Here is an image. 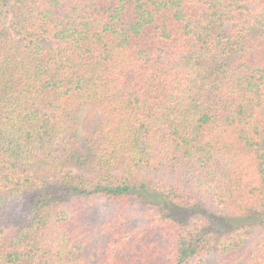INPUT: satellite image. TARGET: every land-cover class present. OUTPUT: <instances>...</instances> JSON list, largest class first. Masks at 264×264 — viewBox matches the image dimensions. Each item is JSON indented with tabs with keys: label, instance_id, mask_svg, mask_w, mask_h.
Returning a JSON list of instances; mask_svg holds the SVG:
<instances>
[{
	"label": "trees",
	"instance_id": "1",
	"mask_svg": "<svg viewBox=\"0 0 264 264\" xmlns=\"http://www.w3.org/2000/svg\"><path fill=\"white\" fill-rule=\"evenodd\" d=\"M0 264H264V0H0Z\"/></svg>",
	"mask_w": 264,
	"mask_h": 264
}]
</instances>
